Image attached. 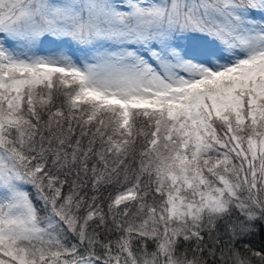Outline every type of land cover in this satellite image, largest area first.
<instances>
[{
    "label": "snow or ice",
    "instance_id": "1",
    "mask_svg": "<svg viewBox=\"0 0 264 264\" xmlns=\"http://www.w3.org/2000/svg\"><path fill=\"white\" fill-rule=\"evenodd\" d=\"M0 264H264V0H0Z\"/></svg>",
    "mask_w": 264,
    "mask_h": 264
}]
</instances>
